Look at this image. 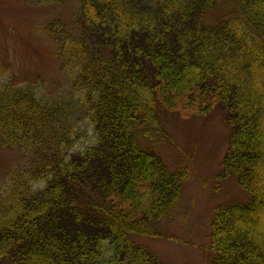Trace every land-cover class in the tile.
Segmentation results:
<instances>
[{
  "label": "trees",
  "instance_id": "1",
  "mask_svg": "<svg viewBox=\"0 0 264 264\" xmlns=\"http://www.w3.org/2000/svg\"><path fill=\"white\" fill-rule=\"evenodd\" d=\"M78 1L76 30L60 15L39 27L63 92L0 86V148L28 157L0 189V264H162L134 236L161 235L188 170L141 142L158 139L159 106L219 110L230 129L219 178L249 199L216 208L209 264H264V0H236L216 24L206 14L220 0ZM85 121L96 140L80 148Z\"/></svg>",
  "mask_w": 264,
  "mask_h": 264
},
{
  "label": "rangeland",
  "instance_id": "2",
  "mask_svg": "<svg viewBox=\"0 0 264 264\" xmlns=\"http://www.w3.org/2000/svg\"><path fill=\"white\" fill-rule=\"evenodd\" d=\"M78 3L66 0L62 5H44L37 0H0V61L9 68L8 74L0 77V86L14 79L34 84L45 97L63 92L67 79L60 68L57 47L39 27L60 15L71 30H76ZM236 8V0H220L208 11L206 21L216 24ZM159 108L158 139L141 137V142L145 147L154 143L170 170L186 168L188 178L183 183L177 208L162 221L161 235H137L134 240L155 252L162 264H209L211 224L216 208L249 199L234 178H219L230 129L223 123L219 110L181 118ZM80 126L83 134L78 147L93 144L94 126L88 121ZM27 158L20 148H0V189L8 185L10 171Z\"/></svg>",
  "mask_w": 264,
  "mask_h": 264
}]
</instances>
